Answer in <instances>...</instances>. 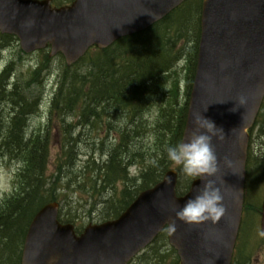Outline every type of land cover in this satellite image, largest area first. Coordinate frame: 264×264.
<instances>
[{"label": "water", "instance_id": "obj_1", "mask_svg": "<svg viewBox=\"0 0 264 264\" xmlns=\"http://www.w3.org/2000/svg\"><path fill=\"white\" fill-rule=\"evenodd\" d=\"M185 0H74L50 9V1L0 0V33L14 35L28 54L50 46L67 66L88 48L105 49L120 38L140 33ZM34 20L31 29L23 24ZM247 103L236 107L239 96ZM264 97V0H202L200 37L182 140L188 141L200 114L223 129L225 139L212 145L219 172L213 179L224 197L226 214L215 224L186 225L167 233L177 264H230L237 239L244 194L248 130ZM236 108V111H232ZM225 159L231 162L226 166ZM177 174L171 170L152 188L141 192L114 221L89 225L77 237L72 225L57 220L58 205L48 204L31 220L20 264H128L175 219L201 186L192 181L177 197ZM264 236V192L260 214Z\"/></svg>", "mask_w": 264, "mask_h": 264}, {"label": "trees", "instance_id": "obj_2", "mask_svg": "<svg viewBox=\"0 0 264 264\" xmlns=\"http://www.w3.org/2000/svg\"><path fill=\"white\" fill-rule=\"evenodd\" d=\"M71 1L52 2L55 7H60ZM200 5L201 0H187L148 31L121 39L104 51L92 49L71 68L62 66V71L57 73L56 90L50 104V114L61 116L62 128V142L53 157L46 137L37 135L31 141H23L24 116L35 110L40 91L30 103L17 85L23 79L12 84V89H6L12 63L0 74V104L9 101L16 108V116L6 130L0 132V156L16 161L19 167L12 179L10 194L0 200V264H19L27 227L44 205L59 203L60 222L71 223L77 230L81 229L78 219L85 214L79 215L77 209L69 205V198L74 191L82 190L88 184L89 187L85 188L91 192L92 204L89 211H84L87 217L97 210L100 222L112 220L131 204L138 193L155 185L165 171L174 166L165 152L168 146L180 142L184 126L186 101L195 68ZM14 42L13 37L0 35V48ZM42 55L43 62L28 73L27 86L34 84L39 89L41 87L42 74L50 62L46 54ZM180 59L184 62L182 69L186 73L183 104L176 98L178 75L175 64ZM80 63L85 64V68L81 69ZM27 86L24 82V87ZM154 101L162 106L156 127L150 129L142 121V114ZM68 116L74 119L72 123H66ZM123 116L124 120L129 119V130L125 127L119 132L118 143L112 148L99 146L96 149L93 146L79 181L68 177V170L77 162L78 153L73 141L67 140L71 127L87 124L94 132H103L104 129H111L113 120ZM254 130L257 136L261 134L264 137V102L250 132ZM145 133L155 138L151 153L148 152L151 147H144L139 139ZM159 149L163 156L156 154ZM98 150L103 151L100 154L105 156V160L97 164L93 154ZM141 150L153 155L148 156L149 161L136 159V152ZM128 166L137 167L135 176L128 174ZM178 171L177 192L182 195L189 188L192 177L186 176L180 168ZM102 172L105 174L100 178L97 175L95 179L90 177L92 173ZM116 185L120 186V191ZM107 191H111L110 197L105 196ZM101 195L105 199L97 209L99 203L95 199ZM163 240L162 235L154 243L156 246L153 245V248L157 252L166 246ZM153 248L149 247L136 260L149 256ZM167 253L164 264H176L174 251L169 249Z\"/></svg>", "mask_w": 264, "mask_h": 264}, {"label": "rangeland", "instance_id": "obj_3", "mask_svg": "<svg viewBox=\"0 0 264 264\" xmlns=\"http://www.w3.org/2000/svg\"><path fill=\"white\" fill-rule=\"evenodd\" d=\"M190 47V43L187 44V48ZM2 62L3 64H13L14 67V80L15 79H24L25 81L27 80V72L30 71L31 69H34L37 65H40L41 62H43V55L42 54H33L31 56H25L23 54H20L18 46L14 43H10L4 50V52L2 53L1 56ZM179 66L175 69L177 71V86H179L180 88V92L177 93V97L178 101L181 102V104L184 103V89H185V71H183L182 67H183V61L181 62V59L179 61ZM63 66V62L61 59L59 58H54L51 60V63L49 64L47 71H46V75H54V79L55 80V76L57 73H59L60 71H62V67ZM182 66V67H181ZM80 68H85V64H82L80 66ZM53 82L52 84H50L49 86L46 87V90L44 91L43 94V99H42V116L36 114L33 115L28 123H27V127H28V132L32 131V130H42L45 127V124L47 126L52 127L53 129L56 128L58 122L55 121V119H53V123H51L48 119H47V112L49 109V104L51 101V97L53 94ZM28 91V90H25ZM31 94H35V91L31 88L30 90ZM166 94V93H165ZM168 95V94H167ZM30 99L33 98V95L29 96ZM161 103H156V101L151 102L150 105L147 107V109L143 112L142 116H143V120L146 122V127L150 128V129H154L157 125V119L159 118V108L161 107ZM1 107L4 109L2 110L5 117H8L11 110H12V105L9 102L5 103H1ZM7 107V108H6ZM10 108V110H9ZM8 111V112H6ZM6 112V114H5ZM69 121H72L71 119H69ZM115 125H118L120 127H126V129L129 130V119L124 120V116L122 119H116L113 120ZM112 122V123H113ZM4 123H7L6 121ZM144 124V122H143ZM114 125V126H115ZM88 125L85 124L84 125V129L83 131L82 128L77 129V131H81L82 135H83V140L82 143L78 146V151L79 154L77 158V162L74 163L73 167L70 168L68 170L69 172V176L71 177L72 180H76L79 181L80 176L83 174L84 171V162L86 161V158L89 154H91V148H87L86 144L91 140V139H97L99 140L101 138V140H105V146H108L109 143L113 142V138L110 135L107 134H103L101 133L100 136L98 135H93L92 137H90L89 134V129L87 128ZM104 128H106V126H103ZM124 129L122 131H124ZM54 132H52L51 134L53 135ZM114 134V133H113ZM76 135V133L74 134ZM115 138H117L116 134H115ZM142 141V144L144 147H151L152 150H149L148 152L151 153L153 151V145H154V141L155 138H153L152 135L150 134H143V136L141 138H139ZM57 143H59V139L57 137L52 138L50 144L51 147L54 149H57V147H54V145H56ZM53 145V146H52ZM99 145V141H96V149H99L100 147ZM99 147V148H98ZM54 149L51 150V154H54ZM250 153L251 155L255 158H262L264 157V137L261 136L260 137H255V134L253 135V138H251L250 140ZM147 150H141L140 152H136V159L137 160H142V161H149V157L148 156H153V155H148L146 154ZM103 151H97L95 154H93V156L96 158V160L98 161L100 160H104L105 156H102L100 153H102ZM56 153V152H55ZM166 153V152H165ZM157 155L163 156L161 150L159 149L156 153ZM254 159V160H255ZM253 160V161H254ZM52 161V160H51ZM17 170V165L12 162V161H7L5 159H2L0 157V200L2 198H4L5 196L9 195L11 190H12V178L14 176V174L16 173ZM51 168H50V173H51ZM136 172H138L137 167L135 168L132 167L130 169V173L131 175H135ZM255 173L253 175H251L249 182H248V191L249 194L246 193V198L247 200L250 201L251 208L249 206H245L246 209L248 211H250L248 213V215H246V217L243 218L241 227H242V234H241V243H242V249H243V243L245 241V238L248 236L247 241H245V245H247L249 243V245L255 246V247H250L253 248V250H248L250 251L249 254L247 255V257L250 258L249 263L250 264H264V239L260 236L259 233V225H256V220H257V216L258 213L257 210H255V212L253 211L254 209L258 208V203H259V199L260 196H262V190L264 188V165H259L255 168ZM105 174L104 172L100 173V174H96V173H92L91 174V178L95 179V176L97 175L98 178L102 177V175ZM63 181H66V179H62ZM68 180V178H67ZM88 188V184H85L84 188ZM82 190H76L74 191L69 198V201H71L69 203V205H71L73 208L77 209L76 212H78L79 215H83L85 214V219L83 220V225L87 224L88 222H93L96 223L99 219L97 217V215L99 214V211L94 210L91 212L90 216L91 217V221H87L88 217L87 214L84 211H89V206H91L92 204V199H91V192L89 190H87L86 188ZM116 189L117 190H121L119 185H116ZM108 197H110L111 195V191H107V193H105ZM106 197V199L108 198ZM105 199V197L103 198V195L98 196L95 200L97 201L96 203H99V205H97V209L98 207L101 205V201ZM93 206V205H92ZM260 207V206H259ZM101 209V208H99ZM252 209V212H251ZM83 213V214H82ZM80 222V221H79ZM253 227V228H252ZM244 234V235H243ZM243 237V238H242ZM163 242L166 244V246L163 247V249L160 251L158 250V252L153 248V251L150 252L149 256H146L145 258L141 259V260H135L133 261L131 264H164L165 260H166V256L168 255V251H169V246L167 245L166 240L164 239ZM156 246V245H154ZM255 249V250H254ZM242 256V254H241ZM173 260V258H171ZM168 260V258H167ZM170 260V258H169ZM242 261V260H241ZM240 261V262H241ZM236 263H240L238 262V259H235Z\"/></svg>", "mask_w": 264, "mask_h": 264}, {"label": "clouds", "instance_id": "obj_4", "mask_svg": "<svg viewBox=\"0 0 264 264\" xmlns=\"http://www.w3.org/2000/svg\"><path fill=\"white\" fill-rule=\"evenodd\" d=\"M35 24L34 20H27L23 24L26 29H31ZM247 98L243 95L236 100V107H243ZM232 111H236L233 108ZM195 131L188 138L187 142L181 141L166 148L168 161L178 166L188 176L201 178L202 184L197 187L196 194L186 201L183 207L175 211V219L166 225V231L171 236L176 232V221L186 225H200L206 222L217 223L225 214L224 197L220 188L216 186L212 178L219 172V163L212 141H223L225 135L223 129L217 128L214 122L203 118L200 114L193 116ZM225 164L231 167V162L225 159Z\"/></svg>", "mask_w": 264, "mask_h": 264}, {"label": "bare ground", "instance_id": "obj_5", "mask_svg": "<svg viewBox=\"0 0 264 264\" xmlns=\"http://www.w3.org/2000/svg\"><path fill=\"white\" fill-rule=\"evenodd\" d=\"M20 91V90H19ZM20 93V92H19ZM23 96V95H22ZM25 97V96H24ZM0 106H1V104H0ZM7 108V107H6ZM1 110V109H0ZM4 110V109H3ZM9 110H10V108H9ZM6 112H8V111H6ZM6 112H5V114H6ZM7 115V114H6ZM9 122L10 121V119H9V117H5V115H4V113L3 112H1L0 113V124H3L4 122Z\"/></svg>", "mask_w": 264, "mask_h": 264}]
</instances>
